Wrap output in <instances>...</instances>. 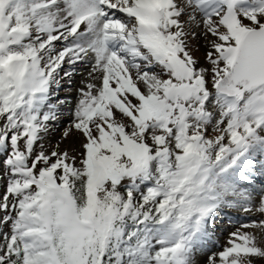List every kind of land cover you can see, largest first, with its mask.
Wrapping results in <instances>:
<instances>
[{
  "label": "snow or ice",
  "instance_id": "6c2138e0",
  "mask_svg": "<svg viewBox=\"0 0 264 264\" xmlns=\"http://www.w3.org/2000/svg\"><path fill=\"white\" fill-rule=\"evenodd\" d=\"M201 257L264 264V0H0V264Z\"/></svg>",
  "mask_w": 264,
  "mask_h": 264
},
{
  "label": "rangeland",
  "instance_id": "374dc122",
  "mask_svg": "<svg viewBox=\"0 0 264 264\" xmlns=\"http://www.w3.org/2000/svg\"><path fill=\"white\" fill-rule=\"evenodd\" d=\"M226 239H227V234L225 233L223 236H221V239H220V244H224L225 243V241H226ZM203 257H201V264H202V262H203Z\"/></svg>",
  "mask_w": 264,
  "mask_h": 264
}]
</instances>
